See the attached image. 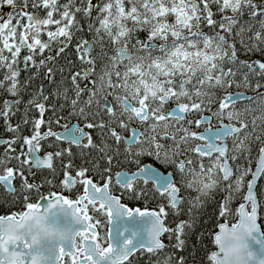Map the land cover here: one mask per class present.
Returning <instances> with one entry per match:
<instances>
[{"label":"snow or ice","instance_id":"obj_1","mask_svg":"<svg viewBox=\"0 0 264 264\" xmlns=\"http://www.w3.org/2000/svg\"><path fill=\"white\" fill-rule=\"evenodd\" d=\"M3 5L12 11L0 13V92L13 99L0 102V119L13 135L0 138V188L24 210L0 215V264H131L138 251L154 256L156 264H186L178 253L196 213L223 192L218 215H230L231 201L243 188L238 222L218 225L213 243L219 250L208 259L264 264V232L257 227L264 192L258 194L254 183L264 177V0H0ZM80 14L88 38L80 35ZM61 59L65 63L56 67ZM21 72L29 73L23 82ZM57 73L62 80L55 103L47 105L42 89L24 100L35 79ZM240 87L256 95L232 91ZM243 100L251 103L237 107ZM58 106L80 121L70 130L65 126L63 135L45 120ZM212 120L218 126L210 136L192 130L209 125L208 132ZM29 125L30 134L23 135ZM48 138L59 143L41 156ZM65 142L69 147L60 146ZM72 146L79 151L74 154ZM145 159L154 163L142 164ZM122 160L136 171L114 172ZM57 162L59 186L79 185L82 192L75 199L49 192L46 206L30 202L52 180L28 176L46 169L55 178ZM150 193L166 203L151 211L122 203ZM168 209L186 211L189 219L169 228ZM166 233L174 242L165 244ZM249 241L260 246L258 252Z\"/></svg>","mask_w":264,"mask_h":264},{"label":"trees","instance_id":"obj_2","mask_svg":"<svg viewBox=\"0 0 264 264\" xmlns=\"http://www.w3.org/2000/svg\"><path fill=\"white\" fill-rule=\"evenodd\" d=\"M12 11L11 8H9L6 5L0 6V13L7 14L8 12ZM77 19L80 20L81 24L85 25V31L80 33L81 36L84 38H88L90 34L87 33L86 30V25H87V19L82 18V14L77 16ZM42 39H47L46 36H43ZM25 53H22V55ZM54 54V53H53ZM72 53H69L71 55ZM241 59H246V57H241ZM252 59H260V57H253ZM65 63L64 59H61L56 67H60ZM247 72V69H242L241 71ZM29 75L28 72H21L20 80L23 82L24 79L27 78ZM62 80V77L60 76L59 73H57L53 79H48L44 75L39 76L37 79H35L32 82L31 87L27 90V93H23L24 100L27 101L30 98V94H35L38 90L42 89L43 90V84L44 82L48 83V91L47 94L49 96V100L46 102L47 105H51L55 103V100L53 99L54 94L57 90V85L60 84ZM255 79H253V83H255ZM260 83H264V80H261ZM237 90H243L246 92L249 96H255L256 93L249 90L246 87H240ZM261 92H264V88L260 90ZM4 99H13V97L9 96L6 93L0 92V102H2ZM63 104V101L61 100L60 102ZM251 102L247 100H243L238 103L239 108H244L247 107ZM252 107L256 108V104H252ZM24 111V105L22 104L20 106V112L22 113ZM30 117H37L38 112L33 109L29 113ZM51 119L53 122L51 124L52 130H57L62 127L61 123L66 122V123H71V122H77L80 124V121L72 114L71 110L67 107L64 106L63 108L57 107L55 114H53L52 111H48L45 114V120ZM56 119H59V124L55 123ZM20 121V114L18 113L16 116H13L11 118V123L15 125ZM30 128L31 126L29 125L27 128L22 129V134L23 135H29L30 134ZM46 126H42V131L46 130ZM13 134L9 133L6 131L5 128V122L0 119V138L3 139H9L11 138ZM59 143L55 141L54 138H48L46 141H42V148H41V153L46 151V150H51L48 146L53 144V143ZM61 147H69V145L65 142L60 145ZM16 147L17 151H19V145H14ZM257 147L258 145H253L252 147V168L254 167L255 163V158L257 156ZM3 147H0V153H2ZM79 151L75 146H72V152L75 154ZM69 158L65 157V162H67ZM79 163V160L76 161ZM142 163H149L153 164L154 162L151 160H143ZM157 168H159L161 171H165L163 168L160 167L159 164L155 165ZM136 169L135 164H129L127 161H123L119 163L118 166L113 168V171H119V170H126V171H133ZM36 172L35 176H28L27 173H25L26 176H28V179L30 181H40L43 182L45 178H48L49 180H52L51 184H43V187L40 189L39 193L33 192L31 194V201L30 202H35L41 195H48L49 192H63V194L70 196V198H76L81 192L82 188L79 185H76L73 187V189L68 190L64 189L59 186V181L62 178L60 176V166L59 162H57V167H56V176L55 178L52 176V174L46 170H34ZM91 175V173L89 174ZM248 179V177L246 178ZM14 184L16 185L17 188H19L20 181L17 179L14 181ZM149 189L153 187L152 184H149L147 186ZM256 192L262 193L264 192V177H259L258 182L256 184ZM245 188H243L239 193H237L230 204L231 209L233 210L232 213L226 217H220L218 215L219 211V203L223 200L224 194L223 192H217L215 193L214 199L210 200L204 208H202L199 212L196 213V222H195V227L193 230H185L188 235L186 236V247L182 253H178L179 255L184 256L186 260V264H213L212 262L209 261L208 257L210 252L214 249V245L212 242V235L216 231L217 224L222 221H226L227 223H233L236 219V209L239 203L243 199V193H244ZM113 192L116 194H119V189L118 188H113ZM181 195L185 197H191L194 196L195 193L193 192H182ZM14 197L8 195L3 188H0V215H7L9 213L13 212H20L24 209V206L21 202H13ZM122 202L127 204L129 207H138V208H144V209H154L157 210L158 206L161 204H165L166 201L161 198L158 194H149L148 198L140 199V200H132L127 197L122 198ZM262 203H264V200H262ZM184 208H187V205H184ZM189 219V216L187 212H182L180 215H176L173 213L171 209H168V215L164 219V223L167 227L173 228L176 226L177 223L181 220H187ZM258 223L261 228V231L264 232V208H262L259 211L258 214ZM103 234V232H102ZM165 244H170L174 241H170L168 234H164L162 237ZM167 254V253H166ZM131 264H156V258L152 256L151 254H148L144 251H138L136 254H134L133 257L130 258Z\"/></svg>","mask_w":264,"mask_h":264},{"label":"water","instance_id":"obj_3","mask_svg":"<svg viewBox=\"0 0 264 264\" xmlns=\"http://www.w3.org/2000/svg\"><path fill=\"white\" fill-rule=\"evenodd\" d=\"M45 85H46V82H44V84H43V87H45ZM241 93H243V92H241ZM76 126V123H71V124H69L68 126H67V128L70 130V129H72V128H74ZM65 132H66V129L65 128H63L62 130H59V131H57L56 133H58V134H65ZM206 136H210L211 135V130H209L208 132H203ZM45 154V153H44ZM44 154H39V155H41V156H43ZM258 159V154H257V157H256V160ZM255 160V161H256ZM145 164H149V163H145ZM156 167V166H155ZM255 168H256V163H254V167H253V170H255ZM119 171H122V170H119ZM123 171H125V170H123ZM133 171H136V169L135 170H133ZM133 171H131V172H133ZM161 171V170H160ZM161 172H163V171H161ZM250 179H252V177L250 176L249 177V180ZM258 179L259 178H257L256 179V181H254V183L255 184H257V182H258ZM255 191H256V188H255ZM246 194V188H245V192H244V195ZM44 196V199L43 200H41V199H37L35 202H33V203H40L42 206H46L47 205V203H48V199H49V197H48V195H43ZM241 203H244V200L242 199V201L239 203V204H241ZM239 206V205H238ZM238 206H237V209H238ZM133 208H138V207H133ZM141 211H144V210H146V209H144V208H139ZM24 210V209H23ZM22 210V211H23ZM147 210H149V211H151V210H154V209H147ZM41 211H43V207L41 208ZM238 219H239V213L236 211V219H235V221L233 222V223H227L226 221H222V222H219L218 224H217V228H216V231L213 233V235H212V242H213V239H214V234L216 233V232H218L219 231V228H218V225L219 224H226V225H228L229 227H231V225H233V224H235V223H237L238 222ZM257 227H258V229L260 230V232H262L261 231V228H260V226H259V223H258V217H257ZM257 235H259V234H257ZM261 239H264V237H261ZM249 243H250V246L252 247V249L253 250H255V251H259V245H257L255 242H253V241H249ZM213 245H214V249L210 252V254L213 252V251H218L219 249H218V246H216L214 243H213ZM210 254H209V256H210ZM213 263V262H212Z\"/></svg>","mask_w":264,"mask_h":264},{"label":"flooded vegetation","instance_id":"obj_4","mask_svg":"<svg viewBox=\"0 0 264 264\" xmlns=\"http://www.w3.org/2000/svg\"><path fill=\"white\" fill-rule=\"evenodd\" d=\"M43 90H44V87H43ZM45 91V90H44ZM232 91H234V92H243V91H241V90H237L236 88H234V89H232ZM243 93H245V92H243ZM247 94V93H246ZM248 95V94H247ZM249 96V95H248ZM71 123H76V125H78L79 123H77V122H71ZM71 123H66V122H62L61 123V125H62V127L61 128H59V129H57V130H52V131H54V132H57V131H59V130H62L63 128H65V126H68L69 124H71ZM83 125H81V127H82ZM218 126V123H217V121H211V128H210V130H212V129H214L215 127H217ZM205 128H209V125H203V126H201V127H199V128H196V127H193L192 128V130L193 131H196V132H200V133H203L204 131H205ZM47 130V129H46ZM45 131V130H44ZM85 131H87V129H85ZM122 135H127V133H124V132H122L121 133ZM230 139L228 138V140H227V142H228V145H229V148H230ZM194 143H202L201 141H199V140H197V141H195ZM47 151H50V150H46V151H44V152H40L39 154H44L45 152H47ZM142 164H145V163H142ZM126 171V170H125ZM128 172H131V171H128ZM65 195V194H64ZM73 199H75V198H73ZM123 203V202H122Z\"/></svg>","mask_w":264,"mask_h":264},{"label":"rangeland","instance_id":"obj_5","mask_svg":"<svg viewBox=\"0 0 264 264\" xmlns=\"http://www.w3.org/2000/svg\"><path fill=\"white\" fill-rule=\"evenodd\" d=\"M99 2V0H93V3H98ZM242 71V70H241ZM48 83L46 82V85H45V87H44V90L47 92L48 91ZM241 91H243V90H241ZM244 92V91H243ZM246 93V92H245ZM237 107H238V105H237ZM260 107V105L259 104H256V108H259ZM257 114H259V113H257ZM213 121H216V120H213ZM44 131V130H43ZM45 131H47V130H45ZM230 139V148H231V144H232V138L230 137L229 138ZM4 150V149H3ZM2 153H3V151H2ZM257 157V156H256ZM256 159V158H255ZM250 177V176H249ZM249 177H248V179H249ZM257 188V187H256ZM244 192H245V190H244ZM226 195V193L224 194V196ZM243 196H244V193H243Z\"/></svg>","mask_w":264,"mask_h":264}]
</instances>
